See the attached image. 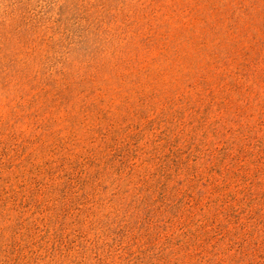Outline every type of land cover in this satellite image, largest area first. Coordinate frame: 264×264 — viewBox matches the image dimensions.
I'll return each instance as SVG.
<instances>
[{
	"label": "rangeland",
	"instance_id": "1",
	"mask_svg": "<svg viewBox=\"0 0 264 264\" xmlns=\"http://www.w3.org/2000/svg\"><path fill=\"white\" fill-rule=\"evenodd\" d=\"M0 264H264V0H0Z\"/></svg>",
	"mask_w": 264,
	"mask_h": 264
}]
</instances>
